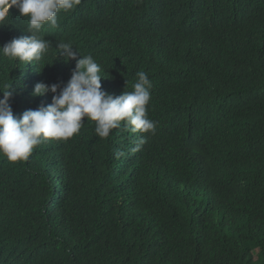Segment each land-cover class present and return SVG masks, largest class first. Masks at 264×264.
<instances>
[{"label":"trees","instance_id":"16d2710c","mask_svg":"<svg viewBox=\"0 0 264 264\" xmlns=\"http://www.w3.org/2000/svg\"><path fill=\"white\" fill-rule=\"evenodd\" d=\"M9 11L0 46L30 35ZM41 35L40 63L0 57L14 116L51 103L35 84L67 83L71 42L108 94L148 74L156 129L101 138L85 118L26 161L0 155V264H264V0H80Z\"/></svg>","mask_w":264,"mask_h":264},{"label":"clouds","instance_id":"9594fccd","mask_svg":"<svg viewBox=\"0 0 264 264\" xmlns=\"http://www.w3.org/2000/svg\"><path fill=\"white\" fill-rule=\"evenodd\" d=\"M149 1L142 0L144 4ZM79 3L80 0H0V30L9 18V10L16 8L20 16L26 18L25 30L30 34L0 46V57L15 60L20 65L40 63L50 48V42L41 35L43 29L45 26L57 27V14L68 12ZM57 49L58 57L65 63L73 60L76 63L63 87L55 83L35 84L31 95L40 97L51 93L49 105L14 116L9 103L13 85L0 87V155L10 162L26 161L41 143L67 140L78 134L85 118L95 122V132L101 138H107L111 130L122 124L133 133H155L156 124L148 117L152 85L146 72L137 73L132 91L125 90L121 95L113 96L102 90L104 77L93 56H82L71 42L59 43ZM146 136H139L140 144L145 142Z\"/></svg>","mask_w":264,"mask_h":264},{"label":"bare ground","instance_id":"6f19581e","mask_svg":"<svg viewBox=\"0 0 264 264\" xmlns=\"http://www.w3.org/2000/svg\"><path fill=\"white\" fill-rule=\"evenodd\" d=\"M153 1H156V0H153ZM146 14H147V13H146ZM146 14H145V15H146ZM147 15H148V14H147ZM147 15H146V16H147ZM148 16H149V15H148ZM149 17H151V16H149ZM144 18H145V17H144ZM148 19H149V18H148ZM4 26H5V25H4ZM21 28H22V27H21ZM7 31H8V30H7ZM18 31H19V30H18ZM14 32H15V31H14ZM15 33H16V32H15ZM27 33H28V32H27ZM143 33H145V32H143ZM143 33H142V34H143ZM150 33H151V32H150ZM7 34H8V33H7ZM9 34H10V33H9ZM11 34H12V33H11ZM17 34H18V33H17ZM146 34H148V33H146ZM169 34H170V33H169ZM171 35H172V34H171ZM171 35H169V37H170ZM10 36H11V35H10ZM159 36H160V35H159ZM163 36H164V35H163ZM163 36H162V38H163ZM166 37H168V36H166ZM166 37H165V38H166ZM15 38H16V35H15ZM158 38H159V37H158ZM158 38H157V39H158ZM165 38H164V40H165ZM175 38H176V36H175ZM172 39H173V35H172ZM172 39H171V40H172ZM159 40H160V39H159ZM168 40H170V39H168ZM171 40H170V42H171ZM175 40H177V38H176ZM166 41H167V39H166ZM153 42H154V41H153ZM153 42H152V43H153ZM155 42H156V41H155ZM157 43L159 44L158 41H157ZM157 43H156V44H157ZM161 43H162V42H161ZM154 44H155V43H154ZM156 44H155V45H156ZM155 45H154V46H155ZM164 45H165V44H164ZM167 45H168V44H167ZM123 46H124V45H123ZM162 46H163V45H162ZM125 47H126V45H125ZM156 47H157V46H156ZM158 47H160V46L158 45ZM118 48H119V47H118ZM120 48H121V47H120ZM141 49H142V48H141ZM115 50H116V49H115ZM123 50H124L123 52L126 51L124 48H123ZM144 51H145V50H144ZM112 52H115V51L113 50ZM112 52H111V53H112ZM123 52H122V53H123ZM142 52H143V50L141 51V53H142ZM146 52H147V51H146ZM117 53H118V51H117ZM144 53H145V52H144ZM115 54H116V53H115ZM145 54H146V53H145ZM152 54H153V52H152ZM155 54H156V53H155ZM142 55H143V54H142ZM157 55H159V54H157ZM160 55H162V53H161ZM105 56H106V55H105ZM110 56H111V54H110ZM148 56H149V55H148ZM151 56H152V55H151ZM106 57H107V56H106ZM106 57H105V58H106ZM108 57H109V54H108ZM146 57H147V55H146ZM156 57H157V56H156ZM103 58H104V55H103ZM135 58H137V57L135 56ZM143 58H144V56H143ZM146 59H147V58H146ZM146 59H145V60H146ZM151 59L153 60V58H151ZM138 60H140V59H138ZM147 60H148V59H147ZM147 60H146V61H147ZM148 61H150V60H148ZM10 62H12V61H10ZM142 63H143V60H142ZM143 64H145V63H143ZM146 64H147V63H146ZM109 70H111V69H109ZM34 71H35V70H34ZM34 71H33V72H34ZM112 71H113V70H112ZM109 72H110V71H109ZM119 72H120V71H119ZM125 72H127V71H125ZM117 73H118V71H117ZM120 73H121V72H120ZM114 74H115V73H114ZM127 74H128V73H127ZM29 75H30V73H29ZM32 75H33V74H32ZM116 75H117V74H116ZM122 75H123V74H122ZM125 75H126V74H125ZM118 77H119V76H118ZM124 77H125L124 79H126V78L129 77V76L127 75V77H126V76H124ZM35 78H36V77H35ZM122 78H123V77H122ZM119 79H120V77H119ZM119 79H117V80L119 81ZM37 80H38V79H37ZM37 80H36V81H37ZM121 80H122V79H121ZM121 80H120V81H121ZM127 80H128V79H127ZM130 81H131V80H130ZM37 82H38V81H37ZM101 83H102V82H101ZM114 83H115V82H114ZM120 83H121V82H120ZM120 83H119V84H120ZM124 83H125V82H124ZM103 84H104V83H103ZM107 84H109V83H107ZM128 84H130V82H129ZM128 84H127V85H128ZM101 85H102V84H101ZM116 85H117V84H114L113 87L115 88ZM121 85H123V84H121ZM121 85H120V86H121ZM124 85H126V84H124ZM131 85H132V82H131ZM105 86H106V85H105ZM105 86H103V87H105ZM109 86L112 87V85H109ZM129 86H130V85H129ZM130 87H131V86H130ZM107 88H108V87H107ZM114 88H113V89H114ZM127 88H128V87H127ZM118 89H119V88H118ZM130 89H131V88H130ZM102 90H103V89H102ZM115 90H116V89H115ZM119 90H120V89H119ZM131 91H132V90H131ZM167 117H168V115H167ZM171 119H172V118H171ZM168 120H169V119H168ZM168 120H167V121H168ZM171 121H172V120H171ZM169 122H170V121H169ZM169 122H167V123H169ZM169 124H170V123H169ZM171 124H172V123H171ZM193 124H194V123H193ZM167 125H168V124H167ZM178 125H179V124H178ZM178 125H177V126H178ZM169 126H170V125H169ZM116 161H117V158H116ZM119 163H120V162H119Z\"/></svg>","mask_w":264,"mask_h":264}]
</instances>
